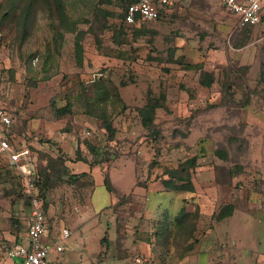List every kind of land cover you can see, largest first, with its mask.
<instances>
[{"label": "rangeland", "instance_id": "1", "mask_svg": "<svg viewBox=\"0 0 264 264\" xmlns=\"http://www.w3.org/2000/svg\"><path fill=\"white\" fill-rule=\"evenodd\" d=\"M129 1L0 0L1 102L14 118L16 147L28 146L34 153L45 179L46 207L61 218L85 203L92 180L84 173L71 178L67 154L54 148L47 134L36 132L28 123L34 118L72 133L71 161L96 165L102 175L119 161L132 162L137 174L152 179L166 173L178 178L184 176L180 163L196 155L191 179L204 164L214 163L217 150L227 155L218 173L264 157L249 150L258 141L245 119L233 126L210 125L202 134L188 130L201 128L202 115L212 110L240 116L254 110L250 104L264 102V29H240L237 16L218 0H189L157 21L130 29L121 23ZM207 73L210 87L200 85L209 79ZM147 103L157 105L149 129L138 114ZM122 164L109 172L115 187L131 173ZM259 199L264 209V198ZM27 211L19 178L0 154V260L9 236L26 243ZM239 235L246 246L264 252V225ZM252 261L248 254L240 264Z\"/></svg>", "mask_w": 264, "mask_h": 264}, {"label": "crops", "instance_id": "2", "mask_svg": "<svg viewBox=\"0 0 264 264\" xmlns=\"http://www.w3.org/2000/svg\"><path fill=\"white\" fill-rule=\"evenodd\" d=\"M214 96L216 100L218 95ZM1 100L0 97V104L4 105ZM250 107L254 110H243V118L242 114L234 116L212 110L205 114L206 118L202 115L201 128L191 125L188 130L196 128L202 134L210 125L223 122L233 126L245 119L246 127L257 134L258 141L249 150L264 156V102ZM28 123L37 127L36 132L47 134L54 148L67 154L66 166L72 174H88L92 180L88 198L84 204L75 206L72 216L61 218L54 214V208L44 207L52 235H58L62 227L70 230V236L62 241L64 250L52 255L54 264H133L136 252L148 256L152 264H240L248 254L255 264L264 261V252L246 246L244 236L239 235L242 229L264 225V209L259 199L264 198V157L234 163L231 169L226 167L227 172L218 173L217 168L224 166L227 155L224 153L226 156L222 158L217 152L213 164H204L202 173L191 176L189 188H177L187 180L168 174L152 179L147 173L137 174L132 162L127 165L116 161L106 174L112 188L109 192L104 185L105 175L96 165L71 161L74 153L70 151L76 147L72 133H61L56 122L34 118ZM118 163L131 173L128 179L117 181L115 187L109 172ZM22 195L27 202V221L30 205ZM255 202L257 207L253 206ZM8 239V247L25 241L23 237L19 242L14 236ZM8 247L0 264H16L6 257Z\"/></svg>", "mask_w": 264, "mask_h": 264}, {"label": "built area", "instance_id": "3", "mask_svg": "<svg viewBox=\"0 0 264 264\" xmlns=\"http://www.w3.org/2000/svg\"><path fill=\"white\" fill-rule=\"evenodd\" d=\"M189 0H132L123 11L121 23L134 29L142 24L157 21L179 8ZM221 7L237 16V26L260 27L264 29V0H218ZM38 58H34L35 65ZM14 118L8 108L0 104V154L6 156L7 163L17 177L22 193L26 196L30 213L26 229V243H15L8 247L5 254L8 260L16 264H54L52 255L64 250L62 244L70 236V230L62 227L58 235H52L49 228L44 199L39 190V176L33 152L28 147H16L11 127ZM89 134V132H87ZM133 264H152L150 258L143 253L133 255Z\"/></svg>", "mask_w": 264, "mask_h": 264}, {"label": "trees", "instance_id": "4", "mask_svg": "<svg viewBox=\"0 0 264 264\" xmlns=\"http://www.w3.org/2000/svg\"><path fill=\"white\" fill-rule=\"evenodd\" d=\"M132 0H130L126 5H125V7L131 2ZM174 9H176V8H174ZM173 9V10H174ZM122 16H123V13H122ZM122 16H121V18H122ZM247 28H254V27H246V29ZM134 29H136V28H134ZM243 29V28H242ZM245 29V28H244ZM77 39H79V38H77ZM80 43H79V40H77L76 41V50H78V51H80V53H81V48L82 47H80V45H79ZM207 77H209V79L208 80H206V81H202V82H200V85H202V86H204V87H210L211 85H212V83H213V80L211 79L212 77H211V75L209 74V73H207V75H206ZM262 76H263V78H264V70H263V72H262ZM156 107H157V105H155V104H151V103H147V105L143 108V109H140L139 111H138V114H139V116H140V119H141V124H142V126L145 128V129H149L151 126H153V124H154V115H155V109H156ZM217 152H218V154L223 158V157H225L226 155L224 154L225 152H222V151H220V150H218V151H216V154H217ZM218 155V156H219ZM181 164V169H180V173H181V175H184V176H182V177H178V179H183V180H187L186 181V183H182L179 187H177V188H189V185H190V183L188 182L189 181V179H190V170H194L195 169V167L197 166V157L196 156H193V157H190V158H188V159H186L184 162H182V163H180ZM36 169H37V173H38V176H39V183H38V185H39V190H40V194L42 195V198L44 199V195H43V186H44V184H43V182H45V179L44 178H42L43 176L41 175V172L38 170V167H36ZM167 174V173H166ZM79 176L78 175H72L71 176V178L73 179H77ZM183 180H182V182H183ZM184 184H187V185H184ZM104 185H105V187H106V189L109 191V192H112V188H111V186H110V182H109V179H108V177H107V175H105V177H104ZM186 186V187H185ZM44 204H45V201H44ZM44 207H46V205L44 206ZM45 209V208H44Z\"/></svg>", "mask_w": 264, "mask_h": 264}]
</instances>
